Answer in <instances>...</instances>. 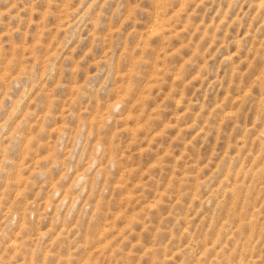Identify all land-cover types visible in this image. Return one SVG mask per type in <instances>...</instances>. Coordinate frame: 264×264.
Wrapping results in <instances>:
<instances>
[{
  "label": "rangeland",
  "instance_id": "1",
  "mask_svg": "<svg viewBox=\"0 0 264 264\" xmlns=\"http://www.w3.org/2000/svg\"><path fill=\"white\" fill-rule=\"evenodd\" d=\"M0 264H264V0H0Z\"/></svg>",
  "mask_w": 264,
  "mask_h": 264
}]
</instances>
